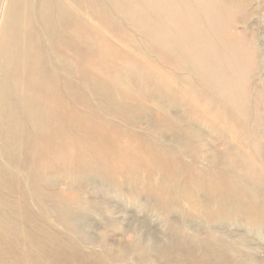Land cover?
<instances>
[{
  "label": "rangeland",
  "instance_id": "1",
  "mask_svg": "<svg viewBox=\"0 0 264 264\" xmlns=\"http://www.w3.org/2000/svg\"><path fill=\"white\" fill-rule=\"evenodd\" d=\"M188 1L198 22L178 25L202 40L198 60L216 43L200 6L212 8L214 29L225 19L244 57L220 83L221 100L169 47L145 43L172 36L179 0L110 2L108 11L139 13L135 30L129 16L80 24L76 63L73 52L57 61L62 87L49 98L64 128L59 155L27 181L12 163L29 159L24 145L4 163L14 176L0 172V218L13 222L3 236L15 243L0 264H264V0ZM190 50L183 44L180 55Z\"/></svg>",
  "mask_w": 264,
  "mask_h": 264
},
{
  "label": "bare ground",
  "instance_id": "2",
  "mask_svg": "<svg viewBox=\"0 0 264 264\" xmlns=\"http://www.w3.org/2000/svg\"><path fill=\"white\" fill-rule=\"evenodd\" d=\"M112 1L9 0L7 14L4 16L7 26L0 37V74L3 83L9 84L11 88L6 92L0 91V172L14 176L12 167H4V163L7 158H11L14 148L24 145L29 149V159L18 154L12 159V163L16 170L18 166H21L18 169L23 168L25 173L21 174L27 176V181L33 174V169L50 165L49 156L52 150L56 157L59 155L64 128L60 113L51 105L53 103L57 106V100L53 99L52 102L49 99L56 98L62 87V83L61 87L58 83L64 73L57 69V64L64 62L57 61L64 58L66 52H73V63H76L75 57L78 55L83 33L80 24L86 21L114 22L120 17L129 16L126 21L132 30L140 23L137 18L139 13L132 12L129 5L123 8L113 6L111 11H108ZM179 1L183 4L182 9L172 10L168 17L169 21L174 23L172 36L169 39L157 36L151 40L145 38V35V43L160 50L169 47V54L177 65L184 72L195 75L203 86L208 87L207 93L220 101L224 94L220 90V83L232 81L229 77L232 76L233 69L239 68V57L242 60L244 57L239 56L232 47L234 38L224 31L225 19H220L223 21L221 28L214 29L218 21L212 20V8L200 6V10L205 12L204 17L209 27L214 30L216 43L215 47L202 49L200 53L204 60H198V45L202 40L188 35L186 30H181L178 25L180 22H190L195 26L198 22V11L193 2ZM226 1L229 0H224V4ZM2 20L0 18V22ZM146 20L148 25L151 19L148 17ZM156 28L161 31V26ZM183 44L191 49L184 58L180 55ZM219 71L226 73L222 80L215 77ZM24 165L31 167L29 171ZM17 173L20 175L18 171ZM9 218L6 222H2L0 218V260L13 258L10 252L15 243L10 237L3 236L11 234L12 215Z\"/></svg>",
  "mask_w": 264,
  "mask_h": 264
}]
</instances>
